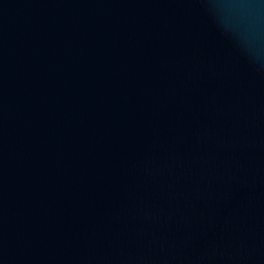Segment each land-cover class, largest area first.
I'll return each instance as SVG.
<instances>
[{"label": "water", "instance_id": "1", "mask_svg": "<svg viewBox=\"0 0 264 264\" xmlns=\"http://www.w3.org/2000/svg\"><path fill=\"white\" fill-rule=\"evenodd\" d=\"M0 264H264V0H0Z\"/></svg>", "mask_w": 264, "mask_h": 264}]
</instances>
